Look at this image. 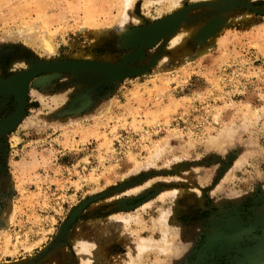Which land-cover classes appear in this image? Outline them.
Wrapping results in <instances>:
<instances>
[{"label": "rangeland", "instance_id": "obj_1", "mask_svg": "<svg viewBox=\"0 0 264 264\" xmlns=\"http://www.w3.org/2000/svg\"><path fill=\"white\" fill-rule=\"evenodd\" d=\"M0 124V264H264V0H0Z\"/></svg>", "mask_w": 264, "mask_h": 264}, {"label": "bare ground", "instance_id": "obj_2", "mask_svg": "<svg viewBox=\"0 0 264 264\" xmlns=\"http://www.w3.org/2000/svg\"><path fill=\"white\" fill-rule=\"evenodd\" d=\"M131 1L132 0H126V6L128 7L130 4H131ZM181 0H170V5L172 7H176V5H178V3L180 2ZM167 22V21H166ZM169 23V22H168ZM168 23H163L160 24V25H155V26H152V27H149L148 29H145L143 30L142 32H140L138 34V36L136 37L139 41L141 42H150V40L153 39V37L155 36H158L159 34H161L164 30L168 29ZM141 35V36H140ZM174 39V38H173ZM40 42H42V44H39V45H42L46 50L48 51H53L54 49V46L52 45V43L48 40V39H41ZM45 67V66H44ZM32 69V67H31ZM120 75H124L126 74L127 72H131V71H128L126 69H123V70H118ZM20 76V75H19ZM26 79V77L24 78ZM15 81V80H14ZM10 84V83H9ZM15 84V83H14ZM18 87V86H17ZM20 87V86H19ZM17 90V89H16ZM25 90V89H24ZM17 94V93H16ZM19 98V97H18ZM79 102V101H78ZM81 103V102H80ZM78 104V103H77ZM20 106V105H19ZM8 122V121H7ZM3 124H0V126H2ZM8 125V124H7Z\"/></svg>", "mask_w": 264, "mask_h": 264}, {"label": "water", "instance_id": "obj_3", "mask_svg": "<svg viewBox=\"0 0 264 264\" xmlns=\"http://www.w3.org/2000/svg\"><path fill=\"white\" fill-rule=\"evenodd\" d=\"M175 20V19H174ZM174 20L173 19H171V20H168L167 22H164V23H168L169 25H168V27L170 28V26L174 23ZM156 25H160V24H156ZM163 25V24H162ZM153 26H155V25H153ZM152 27V26H151ZM168 28V29H169ZM167 29V30H168ZM143 29H141V30H139V31H136V32H134V33H132V34H130V36H131V38H132V40H134V42H137V43H139V44H141V43H143V42H141V41H137L136 39H135V35L136 34H139V32L140 31H142ZM163 34V33H162ZM161 35V34H160ZM160 35H158V36H160ZM157 36V37H158ZM155 40V39H154ZM153 40V41H154ZM149 43H152V42H149ZM236 234V233H235ZM233 235V234H232ZM230 236H231V234H230ZM229 237V236H228ZM255 250V253H261V252H263L264 251V240H262V241H260L258 244H257V246L254 248Z\"/></svg>", "mask_w": 264, "mask_h": 264}]
</instances>
